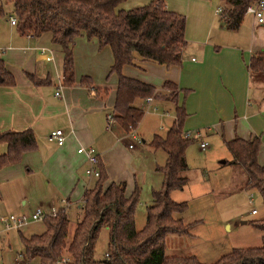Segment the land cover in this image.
Masks as SVG:
<instances>
[{
    "label": "crops",
    "instance_id": "crops-1",
    "mask_svg": "<svg viewBox=\"0 0 264 264\" xmlns=\"http://www.w3.org/2000/svg\"><path fill=\"white\" fill-rule=\"evenodd\" d=\"M148 1L123 0L120 7L130 9ZM162 1L168 10L185 18V46L179 65L166 67L133 54L131 64L121 67V74L151 85L156 95L168 94L161 88L163 82L174 84L179 90L177 102H182L186 114L182 124L184 133L191 138L213 133L225 150L224 141L233 137H257L256 160L264 165V81L251 78L246 69L248 58L264 50L261 27L264 21L256 23L250 14H244L249 16V23L243 16L238 29L229 31L220 18L218 21L214 17L217 15L214 10L222 6L220 0ZM189 18L199 22L190 25ZM0 34V58L14 78L13 86L0 87V131L30 129L36 141L35 149L22 152L18 162L0 168V213L24 209L27 201L41 205L45 200L50 208H68L69 195L75 187L80 185L83 191L89 187L82 177L90 178L84 173L87 166L84 154L76 151L79 147L93 149L106 174L104 186L110 182L124 183L125 159H129L128 151L132 149L127 147L130 144L127 137L138 136L147 118L142 115L132 134L123 132L114 120L107 121L116 88V75L109 73L112 63L109 47L98 48L96 40L87 39L82 32L74 37L70 44L73 83L63 86L62 52L51 43L49 33L21 35L9 21H2ZM27 75L40 83L34 84ZM80 77H87L88 84H80ZM55 92L58 94L54 95ZM141 102L135 101L139 107ZM153 103L172 112L167 102L154 100ZM55 129L64 136L60 145L46 140V135ZM151 150L155 153L160 149ZM4 151L5 144L0 143V154ZM226 155L229 158L219 161V165L230 161L227 150ZM159 160L153 169L163 164L165 154ZM201 178L199 183L190 185L191 201L212 193L207 187L208 180ZM187 184L188 178L180 190L174 191L184 192ZM63 198L65 205L59 207L57 202L62 204ZM81 203L82 196L80 206ZM255 213L251 209L250 214ZM187 217L180 218L184 222Z\"/></svg>",
    "mask_w": 264,
    "mask_h": 264
},
{
    "label": "trees",
    "instance_id": "trees-1",
    "mask_svg": "<svg viewBox=\"0 0 264 264\" xmlns=\"http://www.w3.org/2000/svg\"><path fill=\"white\" fill-rule=\"evenodd\" d=\"M223 27L229 31L238 29L245 7L255 0H220ZM123 0H0V18H15L14 29L18 34L40 35L47 32L50 41L62 52L60 81L63 86L73 83V60L70 44L79 33L94 38L98 48L108 46L112 56L109 73L116 75V88L111 117L123 132L129 133L143 115L135 101L151 97L167 102L172 107L173 118L164 135L153 134L148 142L152 149L165 154L162 165H155L160 173L158 189L151 190V201L145 207L143 226L134 227V207L138 189L124 194V183L110 182L104 186L106 174L96 156L97 176L91 187L82 193L80 219L68 234L65 212L58 209L55 215L41 219L44 230L24 237L20 233L26 260L37 258L38 264H58L62 254L69 260L62 264H264V218L252 220L250 225L260 232V244L254 247H237L218 257L214 262L201 263L194 255L165 256V238L168 235H187L189 224L180 215L186 203L175 202L170 192L180 190L187 182L185 149L191 137H186L182 124L186 117L182 102H177L179 90L168 81L161 88L167 95H156L154 87L121 74L123 65L131 64L133 54L166 67L179 65L185 46L183 36L185 18L168 10L162 0H150L130 9L119 8ZM246 69L251 78L264 81V50L253 53ZM27 78L34 84L40 81ZM87 77H80V84H88ZM14 85L12 74L6 70L0 58V87ZM183 94L186 91H181ZM0 143L5 151L0 154V168L16 163L22 152L36 147L30 129L20 131L1 130ZM231 160L244 176L243 189L255 190L264 204V165L256 160L259 140L257 137L242 139L233 137L224 141ZM101 228L106 229L107 239L103 257H94V244ZM60 264V263H59Z\"/></svg>",
    "mask_w": 264,
    "mask_h": 264
},
{
    "label": "rangeland",
    "instance_id": "rangeland-1",
    "mask_svg": "<svg viewBox=\"0 0 264 264\" xmlns=\"http://www.w3.org/2000/svg\"><path fill=\"white\" fill-rule=\"evenodd\" d=\"M9 8L10 5L7 4L4 8L6 15L0 19V22L7 23L9 21L7 20ZM119 8L126 7L119 6ZM214 17L219 21L218 15ZM244 20L249 23V16L245 15ZM188 22L190 25H195L199 19L189 18ZM261 27L264 28V25ZM142 107L148 124L145 126L146 121L143 122L142 130H144L135 138L127 137L132 149L127 150L129 159H125L127 173L124 180V192L128 195L135 187L138 189V200L133 214L136 230H139L144 224L145 207L150 204L151 190L158 189L161 183V175L154 171L153 165L157 162L160 163L159 159L164 156V152L157 150L153 153L148 142L153 134L164 135L172 118L171 110L164 111V108L158 103L152 102L148 107L143 103ZM154 107L155 109H152ZM200 142H205V148H199ZM226 156V150L213 133H208V137H192L190 139L185 149L187 170L184 175L188 178V184L183 189L184 192L173 191L170 193V198L173 201L178 202L177 200L180 199V202L186 203L183 213L176 216L181 218H184V215L188 216L184 219V222L189 224L188 234L186 236H166L164 255H194L201 263H211L232 248L254 247L260 244V232L254 229L250 222L264 218V204L255 190L243 189L245 176L238 165L235 164L236 167H231L230 161L219 165V161L229 158ZM82 177L84 180L86 179L85 182L89 183V187L93 185L94 179L92 177L89 179ZM201 177L208 180L207 187L212 190V193L191 201L188 197L190 185L199 183ZM82 191L80 185L75 187L69 195V205L66 209L62 207L65 205L64 198L62 204L61 201L57 202L59 207H62L60 209L66 214L68 234L71 233L74 224L82 214L80 208ZM35 209L47 212L50 207L47 206L45 200L42 201L41 205L27 201L24 209L0 213V216L23 215L29 217ZM251 209L255 210L256 213L250 214ZM43 230L44 226L41 220L31 221L28 219L21 226L6 230L0 223V264H38L37 258L26 260L24 257L18 233L29 236L39 234ZM106 239L107 231L101 228L94 244L93 254L95 258L103 257ZM65 256H67L66 253L62 254V257Z\"/></svg>",
    "mask_w": 264,
    "mask_h": 264
},
{
    "label": "built area",
    "instance_id": "built-area-1",
    "mask_svg": "<svg viewBox=\"0 0 264 264\" xmlns=\"http://www.w3.org/2000/svg\"><path fill=\"white\" fill-rule=\"evenodd\" d=\"M214 13L219 16L221 22L224 21V17H222L220 14V7H217L214 10ZM244 13L250 14L255 19L256 23H262L263 22V14H264V0H255L251 3H249L245 7ZM8 20H9V23L11 25H13L15 22V18L13 16H8ZM57 94H58L57 92L54 93V95H57ZM152 102H154L153 98H151V97L144 98L142 100L141 109L143 110V107H142L143 103L146 105V107H148L149 104ZM152 109H155V107ZM107 121L109 123L112 122L111 115H107ZM129 133L130 134L134 133V128ZM185 136L189 137V134L185 133ZM46 140H48L50 142H54L57 145H60V144H62V142L64 140V136L62 135V132L59 129H55L53 131H50L46 135ZM204 145H205L204 143H200L199 147L203 148ZM127 147L130 148L131 145L128 144ZM76 151L78 153H83L85 158H86L87 166L84 169L85 175L90 176V177H96L97 176V170L95 168V164H96L97 158H96V155H95L93 149L90 147H88V148L79 147ZM56 212H57V209L50 208L49 211H47V212H44L40 209H36L29 217H26L23 215H20V216H13V215L0 216V223L2 224L4 229L17 228V227L21 226L22 224H24L28 219L31 221L41 220L45 216L55 215ZM68 260H69L68 256H65V257H62L61 260H59L57 263L62 264V263L67 262Z\"/></svg>",
    "mask_w": 264,
    "mask_h": 264
}]
</instances>
